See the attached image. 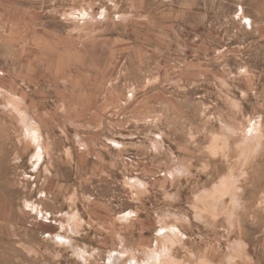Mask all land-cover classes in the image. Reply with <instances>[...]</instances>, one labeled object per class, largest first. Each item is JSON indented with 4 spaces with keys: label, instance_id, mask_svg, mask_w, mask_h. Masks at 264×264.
<instances>
[{
    "label": "rangeland",
    "instance_id": "rangeland-1",
    "mask_svg": "<svg viewBox=\"0 0 264 264\" xmlns=\"http://www.w3.org/2000/svg\"><path fill=\"white\" fill-rule=\"evenodd\" d=\"M0 264H264V0H0Z\"/></svg>",
    "mask_w": 264,
    "mask_h": 264
}]
</instances>
